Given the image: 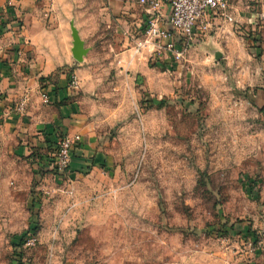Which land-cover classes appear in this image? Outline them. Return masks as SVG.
<instances>
[{
	"label": "rangeland",
	"instance_id": "1",
	"mask_svg": "<svg viewBox=\"0 0 264 264\" xmlns=\"http://www.w3.org/2000/svg\"><path fill=\"white\" fill-rule=\"evenodd\" d=\"M242 1L262 10V0ZM128 21L99 7L77 23L91 51L85 114L109 165L91 178L45 170L52 151L35 152L34 169L28 158L5 161L0 264H247L264 256V22L234 21L232 36L219 39V62L192 45L179 61L153 58L126 75L118 61L143 25ZM124 28L133 38H120ZM34 223L37 243L22 246Z\"/></svg>",
	"mask_w": 264,
	"mask_h": 264
},
{
	"label": "crops",
	"instance_id": "2",
	"mask_svg": "<svg viewBox=\"0 0 264 264\" xmlns=\"http://www.w3.org/2000/svg\"><path fill=\"white\" fill-rule=\"evenodd\" d=\"M139 1L0 0V176L4 167H7L5 161L14 163L28 158L34 162L35 152H48L49 143L59 142L61 137L68 135L81 136V142L75 145L71 152V176L93 178L103 171L106 164L109 165L105 154L100 152L97 124L85 114L88 97L84 87L87 86L85 79L90 69L84 67L86 58L80 64L72 56L71 22H75L79 31V14L96 16L98 8L104 7L121 23L128 20L132 23V19L143 23L130 50L118 61L119 72L127 75L133 69H144L153 58L157 61H169L173 56L154 46H146L140 54L135 55L136 45L145 39V24L148 18L145 7ZM260 3L261 11L259 2L255 7L242 0H229L228 15L240 23L264 22V0ZM169 16V0H164L161 10L162 26L171 31L172 37ZM210 20L211 29L206 35L197 38L193 46L219 51L223 54L222 59H225V52L217 46L223 43L219 39L232 36L233 31L229 27L233 24L220 15ZM251 31L254 35L258 29L253 25ZM119 35L120 38L132 37L125 28ZM85 47L87 48L86 43ZM176 48L182 50L183 44L178 43ZM191 48L190 46L186 53ZM88 55H91L90 49ZM72 76L78 78V85L74 89L69 87ZM96 81L97 78L93 76L92 87L97 85ZM42 94L49 97V104L43 103ZM25 95L29 97L28 107L20 115L15 112V108ZM51 155L50 153L48 156ZM38 161L39 157L35 160L33 169ZM41 164L45 170L50 167L44 157ZM40 176L38 179L43 180ZM53 178L57 184H61L62 178ZM43 190L42 195H46L48 189L44 187ZM58 198L56 193L50 194V199ZM37 204L42 207L41 202ZM247 264H264V256Z\"/></svg>",
	"mask_w": 264,
	"mask_h": 264
},
{
	"label": "built area",
	"instance_id": "3",
	"mask_svg": "<svg viewBox=\"0 0 264 264\" xmlns=\"http://www.w3.org/2000/svg\"><path fill=\"white\" fill-rule=\"evenodd\" d=\"M139 3L145 7L148 18L145 24V39L136 45L135 55L140 54L146 46H154L172 54V57L179 61L197 38L209 32L212 17L220 15L228 22H234V19L228 15L230 11L229 0H169L170 16L168 23L173 34L171 37V31L162 26L161 10L164 0H140ZM178 43L183 44L182 50L176 48ZM160 44L163 45L159 46ZM1 82L2 76L0 74V94ZM77 85L78 78L72 76L69 87L74 89ZM42 100L44 104L50 102L46 94H42ZM28 102L29 97L25 95L15 108V112L20 115L23 114L28 107ZM80 142V135H68L58 142L56 164L54 165L58 175L70 170L72 149ZM251 241H248L247 247L251 253H256L258 248L254 241ZM36 243L37 240L33 236L25 241L24 246L32 247Z\"/></svg>",
	"mask_w": 264,
	"mask_h": 264
},
{
	"label": "water",
	"instance_id": "4",
	"mask_svg": "<svg viewBox=\"0 0 264 264\" xmlns=\"http://www.w3.org/2000/svg\"><path fill=\"white\" fill-rule=\"evenodd\" d=\"M71 36H72V56L74 60L80 64L84 62V59L89 53V49L85 47V42L81 39L79 31L75 26V22H71ZM215 62H219L223 58V54L219 51H211Z\"/></svg>",
	"mask_w": 264,
	"mask_h": 264
},
{
	"label": "trees",
	"instance_id": "5",
	"mask_svg": "<svg viewBox=\"0 0 264 264\" xmlns=\"http://www.w3.org/2000/svg\"><path fill=\"white\" fill-rule=\"evenodd\" d=\"M256 41H257V39H256ZM63 137H61V139H62ZM50 144V146H48V148H49V151H52V155H51V169L53 170V171H55V169H54V165L56 164V152H57V149H58V142H54V143H49ZM47 158V157H46ZM57 175V174H56ZM253 189H254V187H253ZM255 190V189H254ZM253 190V191H254ZM34 207H36V209H40V205L38 206H36V204H34ZM36 225H37V223H34L30 228H29V231L27 232V233H25L23 236H22V239H21V241H22V243H21V245L23 246L24 244H25V241L28 239V238H30V237H33V236H35L36 235V233H37V228H36ZM253 240V239H252ZM254 241V240H253ZM254 243H256V241H254Z\"/></svg>",
	"mask_w": 264,
	"mask_h": 264
}]
</instances>
